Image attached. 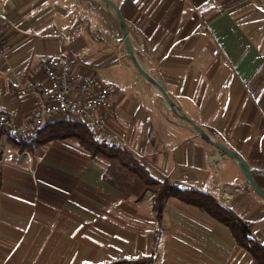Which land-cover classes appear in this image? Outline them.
Wrapping results in <instances>:
<instances>
[{"label": "crops", "instance_id": "0c3cea01", "mask_svg": "<svg viewBox=\"0 0 264 264\" xmlns=\"http://www.w3.org/2000/svg\"><path fill=\"white\" fill-rule=\"evenodd\" d=\"M113 1L142 65L187 117L241 155L264 190V0ZM83 7L77 0H0V112L24 123L33 97L19 96L16 85L44 84L40 57L75 55L84 73L114 88L107 128L122 147L155 178L180 187L212 196L221 184L242 187L226 207L264 247V199L233 159L166 109L119 45L112 9L101 31L88 29ZM113 69L123 73L104 81L99 72ZM63 119L71 118L45 124ZM23 151L0 133V264L251 262L227 226L177 198L156 219L150 193L137 200L113 188L102 180L103 166L70 140Z\"/></svg>", "mask_w": 264, "mask_h": 264}, {"label": "trees", "instance_id": "16d2710c", "mask_svg": "<svg viewBox=\"0 0 264 264\" xmlns=\"http://www.w3.org/2000/svg\"><path fill=\"white\" fill-rule=\"evenodd\" d=\"M9 138L17 145L19 151L33 145L70 140L86 152L92 163L103 166L102 180L113 188L129 193L137 200L146 193H150L151 208L156 219H161L166 201L171 197L177 198L227 226L235 242L251 255L250 264H264V247L252 237L247 225L233 210L222 205L208 193L182 188L176 182L167 179L155 178L140 157L127 148L115 147L94 137L80 121L63 119L44 124L38 130V136L33 145L21 144ZM150 262V258L140 257L129 260L117 259L110 264H148Z\"/></svg>", "mask_w": 264, "mask_h": 264}, {"label": "built area", "instance_id": "2783aa9c", "mask_svg": "<svg viewBox=\"0 0 264 264\" xmlns=\"http://www.w3.org/2000/svg\"><path fill=\"white\" fill-rule=\"evenodd\" d=\"M0 63H5L2 51H0ZM37 69L44 74V84L16 85V93L19 96L33 97L32 112L21 124L15 120L12 113L0 112V133L3 132L21 144L33 145L38 130L53 117L63 115L84 123L94 137L112 146L122 147L119 137L107 128L106 111L112 109L111 95L114 91L112 86L101 81L93 73H84L80 69L77 57L73 54L40 57L37 61ZM5 71L11 72L12 69L6 66ZM209 161L213 167L219 166L214 156H211ZM241 190L242 187L238 185L221 184L214 197L226 206Z\"/></svg>", "mask_w": 264, "mask_h": 264}, {"label": "water", "instance_id": "95a60500", "mask_svg": "<svg viewBox=\"0 0 264 264\" xmlns=\"http://www.w3.org/2000/svg\"><path fill=\"white\" fill-rule=\"evenodd\" d=\"M102 3L109 6L116 18L117 25L120 31V37L122 44L124 46V49L137 70V72L140 74V76L149 84H151L158 92L160 98L165 104L166 109L176 117V119L180 122H184L192 129L207 143L215 147L219 152L222 154L230 157L233 159L236 164L238 165L240 172L242 173L245 182L247 185L250 186V188L260 197L264 199V190L256 183L250 169L246 165L244 159L239 155L237 152L229 149L224 144L220 143L219 141L215 140L213 137H211L202 127H200L198 124H196L193 120H191L189 117H187L181 109L172 101V99L169 97V95L166 93L162 81L158 80L154 76H152L149 71L142 65V63L139 61L136 53L133 50L132 44L130 42L128 29L125 23V20L122 16V13L118 7V5L113 0H99Z\"/></svg>", "mask_w": 264, "mask_h": 264}, {"label": "rangeland", "instance_id": "374dc122", "mask_svg": "<svg viewBox=\"0 0 264 264\" xmlns=\"http://www.w3.org/2000/svg\"><path fill=\"white\" fill-rule=\"evenodd\" d=\"M77 3H79V5L81 4L84 5L83 14H84L85 20L89 18L90 20H87V21H91V23H89L88 25V29L101 30V27H103L104 25L107 26L108 19L106 17V14L108 13L109 8H107L106 5H104L98 0H77ZM88 14L89 16L88 18H86L87 17L86 15ZM112 29L116 31V33H118L115 22H113L112 24ZM121 44L122 43H120L119 45ZM120 71H124V69L121 68ZM118 72H119V69H113L111 70V74H108L106 71H100L99 73L101 77L103 78V80L107 82L110 80L111 76H113V73H115L114 76H120L123 73V72H120L118 75ZM127 77H130V79H132V76H130V74H127Z\"/></svg>", "mask_w": 264, "mask_h": 264}]
</instances>
